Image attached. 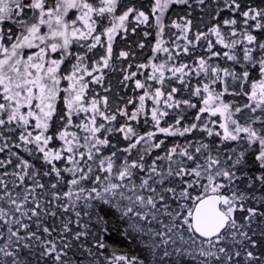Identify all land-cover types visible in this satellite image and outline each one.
I'll use <instances>...</instances> for the list:
<instances>
[{
	"label": "snow or ice",
	"instance_id": "6c2138e0",
	"mask_svg": "<svg viewBox=\"0 0 264 264\" xmlns=\"http://www.w3.org/2000/svg\"><path fill=\"white\" fill-rule=\"evenodd\" d=\"M0 264H264V0H0Z\"/></svg>",
	"mask_w": 264,
	"mask_h": 264
},
{
	"label": "trees",
	"instance_id": "16d2710c",
	"mask_svg": "<svg viewBox=\"0 0 264 264\" xmlns=\"http://www.w3.org/2000/svg\"><path fill=\"white\" fill-rule=\"evenodd\" d=\"M135 39H138V37H130L129 40H128V44H132V41L135 40ZM120 43V47H124V43L123 42H119ZM119 49H117L118 51ZM112 84H113V87L116 91H120L119 89V86L117 84V79H118V75H112ZM120 247L123 248V250H127V247L126 246H123L121 245Z\"/></svg>",
	"mask_w": 264,
	"mask_h": 264
}]
</instances>
